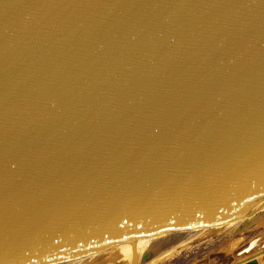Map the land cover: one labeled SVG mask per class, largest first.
I'll return each instance as SVG.
<instances>
[{"label": "water", "instance_id": "1", "mask_svg": "<svg viewBox=\"0 0 264 264\" xmlns=\"http://www.w3.org/2000/svg\"><path fill=\"white\" fill-rule=\"evenodd\" d=\"M262 208L264 0H0V264H111Z\"/></svg>", "mask_w": 264, "mask_h": 264}, {"label": "rangeland", "instance_id": "2", "mask_svg": "<svg viewBox=\"0 0 264 264\" xmlns=\"http://www.w3.org/2000/svg\"><path fill=\"white\" fill-rule=\"evenodd\" d=\"M204 232L191 239L187 238L188 232L180 235L177 243L183 240V244L177 247L173 255H161L160 252L164 249L158 248V252L151 259L148 258L143 262L141 258V262L142 264H202L207 262L206 257L210 252L217 250L226 252L231 256L229 260L232 261L238 248L246 245L250 239L264 234V208L257 210L252 216L236 217L208 227ZM129 260L130 257H127L111 264H130Z\"/></svg>", "mask_w": 264, "mask_h": 264}, {"label": "bare ground", "instance_id": "3", "mask_svg": "<svg viewBox=\"0 0 264 264\" xmlns=\"http://www.w3.org/2000/svg\"><path fill=\"white\" fill-rule=\"evenodd\" d=\"M243 217L245 218L246 216H243ZM234 218H236V217H234ZM207 228L208 227L201 228V229L195 230L193 232H188V237L187 238L188 239L189 238L190 239L194 238V237L202 234ZM178 239H179L178 237H175V238L170 239V240H168L166 242L158 244V245H156L154 247H151V248L146 249L144 251H141V252H139L137 254L129 256L130 257V260H129L130 264H142L141 258L145 254H149V259H151L158 252V248H159V250L164 249V250H161V252H160V254L162 253L161 255H167V256L173 255L176 252L177 247L183 244L182 243L183 240H180V242L177 243ZM249 243H251L250 246H254L255 244H257V246H254L248 253H244L242 256H236L237 255L236 253L240 249L247 247L249 245ZM263 244H264V236L258 235L256 237L250 239L246 243V245H244L243 247H240V248L237 249V251L235 252L234 260L232 259V261H230L229 259H227V260H225V262H223L222 259H221V257H222L221 255L226 254V252H223L222 250H217V251H214V252H210L207 255V257H206L207 258V262L209 264H237V263H242L243 261H245V259H248L249 257H251V256H253V255L257 254V253H260V252L264 251ZM250 246L247 249H249ZM215 254H217V256L213 258L212 256L215 255ZM204 261H206V260H204ZM262 261H263V264H264V258L262 259ZM202 264H205V262L202 263ZM245 264H258V263L255 260H251L249 262H246Z\"/></svg>", "mask_w": 264, "mask_h": 264}]
</instances>
